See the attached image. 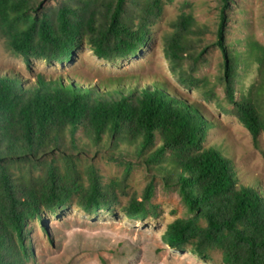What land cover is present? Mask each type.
Here are the masks:
<instances>
[{"label":"trees","instance_id":"trees-1","mask_svg":"<svg viewBox=\"0 0 264 264\" xmlns=\"http://www.w3.org/2000/svg\"><path fill=\"white\" fill-rule=\"evenodd\" d=\"M73 1L76 5L64 3L46 11L39 0H0V38L27 65L33 59L65 62L82 42L99 59L112 62L139 53L161 12L159 0ZM128 2L135 12L127 9ZM226 19L223 10L217 46L224 56L225 97L257 145L264 133V47L240 40L235 44L245 50L226 47ZM170 28L164 51L179 84L202 88L213 97L207 79L193 76L204 51L189 53L191 35L202 28L189 14H180ZM187 58L193 62L190 73L181 68ZM252 58L259 65V79L245 93L238 75ZM66 81L38 73L34 84L25 86L15 75H0V264H26L31 257L30 221L42 220L44 212L56 215L73 196L90 215L112 210L114 189L104 186L94 169L86 187L74 166L68 167L70 177H61L56 167L39 180L30 173L24 178L14 173L18 163L59 147L65 131L75 144L80 130L95 146L106 141L112 147H133L137 158L178 188L190 217L167 225L163 241L168 247L188 250L205 261L219 251L224 264H264V191L238 184L230 160L220 149L205 145L213 124L197 103L170 92L163 82L139 88L121 77L94 86ZM153 192L151 181L141 197L131 195L122 207L126 217L138 222L156 218Z\"/></svg>","mask_w":264,"mask_h":264},{"label":"rangeland","instance_id":"rangeland-1","mask_svg":"<svg viewBox=\"0 0 264 264\" xmlns=\"http://www.w3.org/2000/svg\"><path fill=\"white\" fill-rule=\"evenodd\" d=\"M43 10L52 11L64 3L76 5L73 0H39ZM159 0L161 12L149 28L143 48L135 56L115 61L99 59L91 47L82 42L73 57L62 63H47L24 58L11 52L0 38V75H15L25 86L34 84L38 73L52 78H70L84 86H94L110 78H123L139 88L163 82L170 92L190 103H197L201 112L213 124L205 145L221 150L230 160L238 184L264 191V133L254 144L249 131L238 120L234 106L227 101L223 86L224 56L217 46L223 10L227 16L223 37L226 47L237 48L248 41L264 47V0ZM129 11L135 9L127 3ZM180 14H189L202 28L191 35L189 53L196 56L204 51L193 76L207 79L213 97L202 88L187 89L173 74L164 51V36ZM239 48V47H238ZM241 51L244 48H239ZM192 60L181 62L182 70L190 73ZM258 62L252 58L238 75L239 87L247 91L259 79ZM201 84V83H200ZM238 88V86H237ZM239 96V92L236 93ZM159 144L156 141L155 147ZM77 170L80 184L88 185L94 169L104 186L112 185L116 199L111 211L90 215L81 210L73 196L67 207L56 215L44 212L42 220L34 219L28 225L31 257L26 264H224L221 253L213 251L210 260L200 259L190 251H176L163 241L167 225L175 219H186L187 214L178 188L167 185L155 167H149L137 158L133 147L119 144L112 147L106 141L95 146L80 130L76 142L65 131L59 147L47 149L31 162H21L14 173L25 177L30 173L39 180L50 167H56L60 176L70 177L68 167ZM128 172L127 177L125 173ZM153 182L152 203L159 208L156 218L132 221L122 207L128 198L141 197L149 182Z\"/></svg>","mask_w":264,"mask_h":264}]
</instances>
